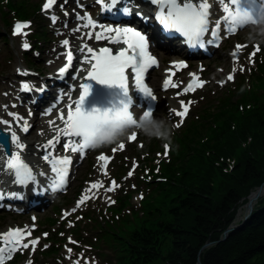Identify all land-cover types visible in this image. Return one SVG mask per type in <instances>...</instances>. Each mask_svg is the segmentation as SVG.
<instances>
[{
	"label": "snow or ice",
	"instance_id": "obj_1",
	"mask_svg": "<svg viewBox=\"0 0 264 264\" xmlns=\"http://www.w3.org/2000/svg\"><path fill=\"white\" fill-rule=\"evenodd\" d=\"M102 2V0H98ZM111 7H103L102 11H112L116 4L120 3L121 0H109ZM221 6L222 15L219 18H214L215 13L211 11V5L208 0H152V3L157 6L155 20L162 26L163 31L168 35L179 34L184 38V42L189 48L205 49V45L219 47L221 38V27L223 25L224 32L228 35L235 34L238 29H243L248 26L255 17L252 9L244 6L243 0H216ZM254 3L264 5V0H253ZM56 0H47L43 5V9H49ZM121 12L125 16H131V11L127 7L122 8ZM67 15V13H65ZM137 16L145 23L150 19L149 16H144L142 13H137ZM57 17L53 15L51 20L56 23ZM77 20H85L84 27H91L92 29L99 28L100 31L95 33V40L108 41L109 45L123 44L126 47L120 48L114 52V49L109 46L101 47L98 51L88 45H82L80 52L85 53L84 63H90L91 69L87 73L86 79L94 80L101 84L109 86H116L123 90L124 95L127 97L129 94V81H132V87L135 91L143 94L144 97H150L152 100H157V97L153 94V89L150 88L145 82V74L148 73L149 69L153 66H158L157 58L150 52V37L149 34L138 30L137 26H116L111 25L105 26L104 24L93 20V18L85 13V16L81 17L77 14ZM211 25V28H210ZM67 25H65L66 27ZM29 27V23H17L14 26V35L21 34V30ZM79 31V27L74 29ZM27 35V33H23ZM114 34V35H113ZM93 33L89 31L87 33L88 39H92ZM206 36L208 37L207 39ZM64 46L69 45V40L65 39L62 41ZM22 47L25 50L30 48L28 43H23ZM244 47L240 44L236 45L237 51L233 52L232 55L235 57L238 55L239 50ZM256 51H259L257 47ZM256 52H253L254 56ZM73 53L71 50L67 52L68 63L65 67L59 69L58 76L63 78L68 69L72 65ZM50 63V62H49ZM184 61L176 62L172 65L174 68L186 67ZM80 71L79 69L77 70ZM235 71V69H233ZM18 74L28 75L27 71L17 69ZM176 75L174 71L169 69L168 77L163 81V88L165 90L170 87H177L173 83V77ZM194 78L195 73L190 74ZM77 76L73 75V80H76ZM227 79L231 81L233 76L230 74ZM202 86V85H201ZM35 86L29 85L28 83H22L21 91H31ZM81 91L79 99L75 101L71 100L69 96L67 116L63 115V109H61L60 119L62 120L64 127L57 130V133L53 139H49L44 145H36L38 149H43L42 159L50 165L52 173L50 180V186L54 190H60L66 186L67 177L69 174V168L72 165L71 155L65 154L60 155L57 152V146L61 142V137L65 139L64 149L65 152L79 153L83 158L86 149H90V137L94 133L95 126L97 123L106 122L110 118H118L122 115L127 116L130 120H133L132 111L130 110L132 101L131 98L127 102L121 101V107L117 108L115 105L111 109L100 111L94 109L93 111H85L83 104L85 98L89 95L90 85L87 83H80ZM46 88L42 86L37 91L43 92ZM193 84L189 83L188 87L183 91L187 93L194 91ZM72 89L70 87L69 92ZM181 93H178L180 95ZM7 95V93H5ZM67 93H61L57 101L54 102L50 107L46 108L42 113L51 114L57 105L61 103L64 96ZM35 102V101H33ZM193 102L189 101L188 105H185L184 101L180 102L182 111L173 110L174 114L181 118V121L188 112V106ZM7 109V105L3 106ZM12 107H16L15 104ZM31 115V112L29 113ZM143 114L145 116H151L153 109H146ZM171 114V113H170ZM9 116L13 117L16 121L17 127L23 133H28L31 125L28 120L23 117H19L17 114L9 112ZM23 124H20V121ZM53 121H49L51 125ZM0 125H7V130L0 128V161L3 162V168L0 169V185L6 184V180L3 177L10 176L11 184L20 188H27L29 184L34 186L33 190L36 191V185L38 184L37 176H47V173L39 171L34 172L33 167L30 166L23 158V150L26 145L21 142V137L17 134V131L13 130L12 124L8 120L0 119ZM180 125L177 124L176 127ZM6 137V138H5ZM130 140H135L136 136L133 134L129 137ZM142 147V145H141ZM124 143L119 144V149L124 150ZM168 145H165V155H167ZM113 153L117 151L116 148L112 149ZM159 155V154H158ZM98 161L103 162L101 168L105 170L111 157L101 154L97 157ZM136 163L133 161V168L129 171L128 177L133 175L136 168ZM127 179V177L125 178ZM113 186L119 187L116 181L111 182ZM103 186V185H101ZM135 187V185H133ZM91 189L97 188L96 183H91ZM107 191H113V187L106 189ZM24 194L17 191H7L6 188L0 187V201L4 199H23ZM88 197H84L77 203V207L84 203ZM113 203L115 201H112ZM76 209H72L74 212ZM69 213H65L68 215ZM35 219V218H33ZM71 226V225H70ZM23 234H31V229L25 226L24 229L10 228L3 232H0V264H5L6 259L11 258L12 254L19 250L21 247L27 249L29 244L33 245V251H35V245L38 244L39 238L30 240L27 243H22ZM47 236V233L44 234ZM70 243H75L69 237ZM47 248V245H44ZM71 253V249H67ZM30 264V262H29ZM79 264V261L74 262Z\"/></svg>",
	"mask_w": 264,
	"mask_h": 264
},
{
	"label": "trees",
	"instance_id": "obj_2",
	"mask_svg": "<svg viewBox=\"0 0 264 264\" xmlns=\"http://www.w3.org/2000/svg\"><path fill=\"white\" fill-rule=\"evenodd\" d=\"M29 3L9 0V8L23 18L41 22ZM38 34L45 36V31L38 27ZM223 106L233 118L239 116L233 102ZM225 112L219 117H224ZM213 121H202L185 138V149L178 161L183 176L176 185H168L176 196L165 206L166 210L150 213L142 222L143 227L115 236L122 249L119 264H198L199 260L202 264H264V199L224 239L238 208L264 183V105L242 118L234 130L230 123L213 130L217 155L209 160L198 138L212 130ZM248 133L254 135L252 145L241 150L233 173L225 174L213 160L240 148V140L247 139ZM208 242L212 246L203 250Z\"/></svg>",
	"mask_w": 264,
	"mask_h": 264
},
{
	"label": "rangeland",
	"instance_id": "obj_3",
	"mask_svg": "<svg viewBox=\"0 0 264 264\" xmlns=\"http://www.w3.org/2000/svg\"><path fill=\"white\" fill-rule=\"evenodd\" d=\"M34 21L36 22V20H34ZM3 29L5 30V36H9L8 33H9L10 29L5 28V27H3ZM25 32H26V30L23 29V30H21V34L14 35L12 37V39H9L10 44H4L3 45V42H4L3 38L4 37L0 38V66H1V64H4V62L6 61V55H8V53H7L8 50H10L11 53L15 57L14 61H9V63L5 64L4 67H0V92L1 93L2 92H10L13 94L12 97L18 96L17 88L19 87V82L22 78L21 76H18L17 69H21V70L26 69V70L31 71V72L42 71L41 67H39V68L34 67L32 69V68H25L19 64L23 61V57H22V54L19 52L18 47L22 44V42L24 40V34L23 33H25ZM158 53L160 54V52H158ZM163 55L164 54H162V58H163ZM252 112H253V110L252 111H246L244 113H240V110H238L239 116L236 118H233L232 116H230V114H228V112L225 113L226 115L224 117L223 116L219 117V115H221V114L217 113L215 115V117L211 118L212 120H214V118H216V120H214L211 123L212 130H208L203 136L198 138L199 144L201 146H205V154L209 160L212 158L213 155H217V150L213 147V141H212L213 130L217 131L218 129L223 127L226 123H230L231 129L234 130L240 125L241 119L244 117L250 116L252 114ZM221 119H225L224 124L223 125L218 124L216 127L213 128V124L219 123L218 120H221ZM253 137H254L253 133H248L247 139L240 140V142H239L240 144H238V146H237V147H239V145H240V148H233V151H234L233 153H231L227 156H220L218 160H213L214 165L217 168H221L225 174L231 175L233 173V170L235 167L232 168V166L229 165L228 159H230V158L234 159V164L236 165L238 163V157L241 154V150L248 149L252 145ZM182 176H183V172L181 170V165L178 164L177 168L175 169V172L172 175L170 173L168 174L167 178H169V179L166 181V183L165 182L160 183V184L165 183L163 185V188L167 191H162V189H161V192L158 193L153 198V200L150 202V206H154V205L161 206L162 205V207H163L165 205V203L170 200L171 197H174L176 192H175V190H172L170 187H168V185L169 184L176 185V183H178L177 181L179 179H181ZM260 187L255 188L253 190L254 193L257 191H260V196L256 199H254L253 203H252V206H254V210L259 205V202L264 199L263 187L261 189H259ZM176 188H177V186H176ZM215 194H217V193H215ZM250 202L251 201L248 198L246 200V202L238 208L237 213H236L237 217H236L234 222L239 223L242 218H244L245 216H247L249 214V203ZM132 205L133 206L136 205L135 199H133ZM137 210L139 211V209H136V211ZM48 263L54 264V262H52V261H49Z\"/></svg>",
	"mask_w": 264,
	"mask_h": 264
},
{
	"label": "clouds",
	"instance_id": "obj_4",
	"mask_svg": "<svg viewBox=\"0 0 264 264\" xmlns=\"http://www.w3.org/2000/svg\"><path fill=\"white\" fill-rule=\"evenodd\" d=\"M244 40L249 45H264V5L255 15L253 21L248 24V31ZM134 119L127 116L110 118L106 122L97 123L93 135L90 137L89 147L93 150L109 148L123 143L129 135L139 133L147 141L158 139L165 145H170L176 125L165 116L159 117L152 114L145 116L143 113L138 117L132 112Z\"/></svg>",
	"mask_w": 264,
	"mask_h": 264
},
{
	"label": "water",
	"instance_id": "obj_5",
	"mask_svg": "<svg viewBox=\"0 0 264 264\" xmlns=\"http://www.w3.org/2000/svg\"><path fill=\"white\" fill-rule=\"evenodd\" d=\"M262 187H263V185H262L259 189H261ZM259 196H260V191H257V192H255V193L252 192V193L249 195V199H250V201H251V202L249 203V214H248L247 216H245L244 218H242V219L240 220V223H239V224L235 223V224L231 225V226L226 230L224 239L228 236V234H229L232 230L236 229L239 225L243 224L244 221H246V219L249 218V216L253 213V210H254V206H252L253 200L256 199V198H258ZM211 246H212V244H211L210 242H208V243L206 244V246L203 248V250L208 249V248L211 247ZM203 250H202V251H203ZM202 251H201V252H202ZM201 252H200V253H201ZM198 264H202V263H201V260L198 261Z\"/></svg>",
	"mask_w": 264,
	"mask_h": 264
},
{
	"label": "bare ground",
	"instance_id": "obj_6",
	"mask_svg": "<svg viewBox=\"0 0 264 264\" xmlns=\"http://www.w3.org/2000/svg\"><path fill=\"white\" fill-rule=\"evenodd\" d=\"M153 75H155V73H153ZM263 191H264V186H263Z\"/></svg>",
	"mask_w": 264,
	"mask_h": 264
}]
</instances>
